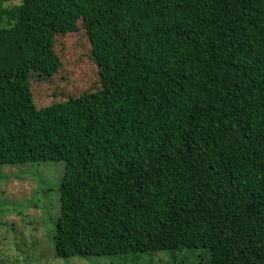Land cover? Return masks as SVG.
<instances>
[{
	"label": "trees",
	"instance_id": "16d2710c",
	"mask_svg": "<svg viewBox=\"0 0 264 264\" xmlns=\"http://www.w3.org/2000/svg\"><path fill=\"white\" fill-rule=\"evenodd\" d=\"M81 29L101 86L39 108L34 37ZM47 160L59 256L264 264V0H0V165Z\"/></svg>",
	"mask_w": 264,
	"mask_h": 264
},
{
	"label": "rangeland",
	"instance_id": "374dc122",
	"mask_svg": "<svg viewBox=\"0 0 264 264\" xmlns=\"http://www.w3.org/2000/svg\"><path fill=\"white\" fill-rule=\"evenodd\" d=\"M38 37L37 33L34 39L40 52L33 84L39 108L101 86L84 29L56 35L54 51L61 66L50 60L48 46ZM65 168V161L59 160L0 165V264H179L186 252L192 254L183 259L185 264H202V248L181 251L179 258L169 252L59 256L55 233Z\"/></svg>",
	"mask_w": 264,
	"mask_h": 264
}]
</instances>
